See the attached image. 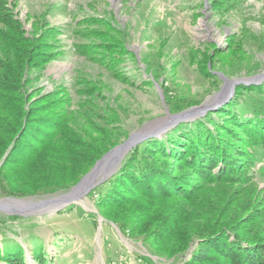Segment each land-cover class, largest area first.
Returning a JSON list of instances; mask_svg holds the SVG:
<instances>
[{
	"label": "trees",
	"instance_id": "trees-1",
	"mask_svg": "<svg viewBox=\"0 0 264 264\" xmlns=\"http://www.w3.org/2000/svg\"><path fill=\"white\" fill-rule=\"evenodd\" d=\"M12 32L0 30V196L67 190L125 137L119 115L97 103L92 89L75 88L81 80L71 84L74 109L65 107L69 88L57 92L66 94L65 102L55 93L31 101L37 91L25 87L33 71L57 54L31 50L34 41ZM245 94L264 95V81L238 85L218 109L131 149L116 173L91 191L101 217L159 260L193 247L184 264H264V185L258 190L257 180L264 181V101L248 111ZM31 256L46 264L41 247ZM0 260L27 264L17 243L3 246Z\"/></svg>",
	"mask_w": 264,
	"mask_h": 264
},
{
	"label": "rangeland",
	"instance_id": "rangeland-1",
	"mask_svg": "<svg viewBox=\"0 0 264 264\" xmlns=\"http://www.w3.org/2000/svg\"><path fill=\"white\" fill-rule=\"evenodd\" d=\"M14 28L34 41L31 50L57 54L33 71L25 87L37 91L31 101L55 93L65 102L66 94L57 92L69 88L65 107L74 109L72 80L83 81L75 88L92 89L97 103L118 113L125 137L117 145L139 131H156L168 114L211 105L225 90L223 78L244 81L228 101L238 85L264 81V0H0V30ZM88 97L93 99H83ZM241 101L249 111L264 95L245 94ZM187 102L192 104L176 110V104ZM257 180L260 190L264 181ZM72 187L0 199L50 201ZM90 193L56 212L58 207L49 206L51 215L0 214V250L19 244L27 264H36L31 251L37 247L46 264H184L189 259L193 247L167 261L151 256L139 239L101 217L96 193Z\"/></svg>",
	"mask_w": 264,
	"mask_h": 264
},
{
	"label": "water",
	"instance_id": "water-1",
	"mask_svg": "<svg viewBox=\"0 0 264 264\" xmlns=\"http://www.w3.org/2000/svg\"><path fill=\"white\" fill-rule=\"evenodd\" d=\"M255 78L261 77L257 76ZM223 81H225V90L215 98L211 105L206 104L191 107L176 114H168L157 127L156 131L149 132L146 129L139 131L135 135L129 136V138L121 145L115 146L104 154L94 163L89 172L70 189L69 192L60 196L62 199L60 207L53 212H56L71 203H77L79 200L85 198L96 186H99L105 180L109 179L114 173H116L121 161L134 144L137 142H143L149 138L158 137V135L163 133L166 128H170L172 125H176L180 122L193 121L194 119L202 117L208 110H214L222 106L230 98L234 86L244 83L241 79L228 81L223 78ZM226 91L228 93L224 94ZM111 167L114 168L111 169ZM48 202V200L33 202L18 198L0 199V214L7 216H27L30 215V213H34V215H51L53 212L48 211Z\"/></svg>",
	"mask_w": 264,
	"mask_h": 264
},
{
	"label": "bare ground",
	"instance_id": "bare-ground-1",
	"mask_svg": "<svg viewBox=\"0 0 264 264\" xmlns=\"http://www.w3.org/2000/svg\"><path fill=\"white\" fill-rule=\"evenodd\" d=\"M120 154V153H119ZM118 157V156H117ZM114 168V167H111V169ZM62 199L60 198V196L56 197V198H53L52 200H50L48 202L49 206L53 207V208H57V207H60V203H61Z\"/></svg>",
	"mask_w": 264,
	"mask_h": 264
}]
</instances>
